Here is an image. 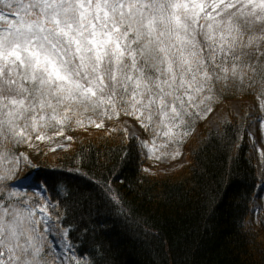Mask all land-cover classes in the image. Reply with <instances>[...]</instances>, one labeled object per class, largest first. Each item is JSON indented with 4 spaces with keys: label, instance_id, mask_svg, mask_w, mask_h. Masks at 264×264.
<instances>
[{
    "label": "snow or ice",
    "instance_id": "obj_1",
    "mask_svg": "<svg viewBox=\"0 0 264 264\" xmlns=\"http://www.w3.org/2000/svg\"><path fill=\"white\" fill-rule=\"evenodd\" d=\"M233 87L264 99V0H0V264H95L22 145L123 115L162 157Z\"/></svg>",
    "mask_w": 264,
    "mask_h": 264
},
{
    "label": "trees",
    "instance_id": "obj_2",
    "mask_svg": "<svg viewBox=\"0 0 264 264\" xmlns=\"http://www.w3.org/2000/svg\"><path fill=\"white\" fill-rule=\"evenodd\" d=\"M239 97L256 98L264 112V99L247 88H228L218 105ZM205 120L194 119L184 141L173 145L188 154L175 171L147 173L138 139L122 129L72 126L64 131L70 149L54 163L35 156L36 165H20L12 182L48 178L56 190L45 195L59 202L76 244L95 264H264V210L255 228L247 224L261 183L248 118L232 113L217 129ZM143 137L152 139L150 130ZM37 144L33 139L19 151L35 153ZM27 182L17 186L19 194L41 198Z\"/></svg>",
    "mask_w": 264,
    "mask_h": 264
},
{
    "label": "rangeland",
    "instance_id": "obj_3",
    "mask_svg": "<svg viewBox=\"0 0 264 264\" xmlns=\"http://www.w3.org/2000/svg\"><path fill=\"white\" fill-rule=\"evenodd\" d=\"M232 113L248 118V141L251 144V154L255 158L258 173L262 181L254 197L253 213L247 220L248 226L250 228H255L256 215L259 211L264 209V112L262 111L260 102L256 98H233L224 100L219 104L214 111L207 116L204 124L208 127L217 129L229 119ZM93 129H103L107 131L122 129L129 138L136 137L140 142V146L149 141L143 137V128H141L135 120L126 116H122L118 120L114 119L110 125L103 123L102 127L97 128L94 126ZM47 136H51L52 139L49 140L45 138L43 141H38L35 153L31 148L22 152L26 157V160L21 163L22 166L33 165L35 163V156H38L40 159L46 158L48 162L54 163L63 152L70 149L73 145V140H68L67 137L69 136H67L65 132L63 135L59 136L56 135V133L47 132ZM150 147V144L148 147H141L144 157V170L147 173L156 174L175 171L188 162L187 152H169L168 155L160 157L158 150H154V153H150L148 150ZM19 182L20 184L17 185L18 187L21 186L23 181L19 180Z\"/></svg>",
    "mask_w": 264,
    "mask_h": 264
}]
</instances>
